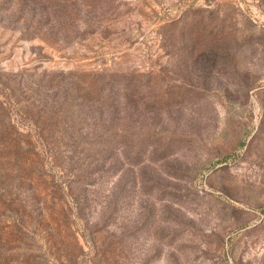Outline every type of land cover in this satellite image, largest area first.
Wrapping results in <instances>:
<instances>
[{"label":"rangeland","instance_id":"obj_1","mask_svg":"<svg viewBox=\"0 0 264 264\" xmlns=\"http://www.w3.org/2000/svg\"><path fill=\"white\" fill-rule=\"evenodd\" d=\"M264 264V0H0V264Z\"/></svg>","mask_w":264,"mask_h":264},{"label":"trees","instance_id":"obj_2","mask_svg":"<svg viewBox=\"0 0 264 264\" xmlns=\"http://www.w3.org/2000/svg\"><path fill=\"white\" fill-rule=\"evenodd\" d=\"M4 264H8V263H4Z\"/></svg>","mask_w":264,"mask_h":264}]
</instances>
